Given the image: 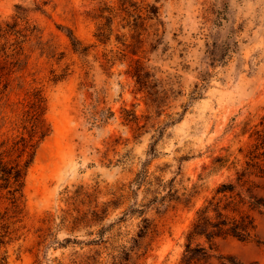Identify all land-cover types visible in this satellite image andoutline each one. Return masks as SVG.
I'll use <instances>...</instances> for the list:
<instances>
[{
  "label": "rangeland",
  "instance_id": "rangeland-1",
  "mask_svg": "<svg viewBox=\"0 0 264 264\" xmlns=\"http://www.w3.org/2000/svg\"><path fill=\"white\" fill-rule=\"evenodd\" d=\"M19 8L47 50L26 41L20 74L43 89L51 131L6 264H179L264 115V0H0V22ZM23 100L9 92L0 140ZM253 215L252 238L217 239L206 264H264V206Z\"/></svg>",
  "mask_w": 264,
  "mask_h": 264
},
{
  "label": "trees",
  "instance_id": "trees-1",
  "mask_svg": "<svg viewBox=\"0 0 264 264\" xmlns=\"http://www.w3.org/2000/svg\"><path fill=\"white\" fill-rule=\"evenodd\" d=\"M96 30V39L102 41L104 31L101 26ZM30 39H34L40 53L47 51L39 26L20 8L10 21L0 22V114L8 105L12 89H22L24 95L17 116L20 130H16L18 133L10 142L9 138L0 140V199L6 200L0 207V264L7 263V246L18 239L17 223L22 219L19 214L27 171L37 147L51 131L45 118L47 101L43 89L32 81L26 82L20 74L28 57L22 52L23 44ZM72 45L75 46L74 42ZM61 78L62 75L53 76L51 80L56 82ZM249 139L243 164L236 169L234 180L219 183L196 209L184 233L179 264H206L219 238L230 236L241 241L252 238L256 228L253 211L264 206V200L255 193L258 188L255 179L264 178V115L251 128Z\"/></svg>",
  "mask_w": 264,
  "mask_h": 264
}]
</instances>
